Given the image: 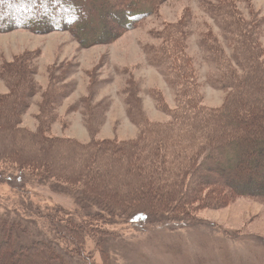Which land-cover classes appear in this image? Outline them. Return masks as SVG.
<instances>
[{"label": "trees", "instance_id": "16d2710c", "mask_svg": "<svg viewBox=\"0 0 264 264\" xmlns=\"http://www.w3.org/2000/svg\"><path fill=\"white\" fill-rule=\"evenodd\" d=\"M157 1L0 0V33L60 31L71 33L84 48L111 44L153 14ZM227 16L233 19L231 11ZM234 22L241 38L238 55L234 64L220 57L226 69L221 83L228 92L216 111L194 103L184 71L187 62L174 56L172 47L154 52L150 64L170 73L166 81L176 90L180 109L162 129L146 125L141 136L151 139L145 142L79 144L51 137L49 96L39 108L36 132L20 128V116L39 92L35 71L26 56L1 65L0 79L9 92L0 96V162L42 185L66 189L81 217L76 221V213L53 209L46 217L53 242L35 234L28 221L0 215V264H67L63 253L73 251L83 258L84 239L93 226L112 217L178 218L234 199L255 200L264 207V61L251 31L238 18ZM184 130L185 137L179 135ZM57 241L65 248L59 249Z\"/></svg>", "mask_w": 264, "mask_h": 264}, {"label": "rangeland", "instance_id": "374dc122", "mask_svg": "<svg viewBox=\"0 0 264 264\" xmlns=\"http://www.w3.org/2000/svg\"><path fill=\"white\" fill-rule=\"evenodd\" d=\"M157 3L154 13L133 30L111 44L91 48L82 47L69 32L0 33V67L26 56L39 89L20 116V128L36 132L39 108L49 96L48 115L54 119L51 137L79 144L147 141L150 136H141L146 125L162 129L180 109L176 90L166 81L170 73L150 64L154 52L167 46L187 62L184 71L190 76L186 81L194 103L209 111L220 109L228 92L221 83L226 69L220 57L234 64L238 55L237 18L251 31L264 61V0ZM8 92L7 83L0 79V96ZM175 129L179 132V127ZM184 132L179 135L185 137ZM200 183L196 178L195 184ZM55 208L77 210L63 187L52 189L0 162V215L28 221L35 234L53 241L54 230L46 217ZM76 215L79 221L81 216ZM109 221L93 226L95 230L84 239L83 258L74 251L63 253L67 264H264V207L255 200L194 208L189 216L178 218L161 214L130 220L128 215ZM57 242L59 249L65 248Z\"/></svg>", "mask_w": 264, "mask_h": 264}]
</instances>
